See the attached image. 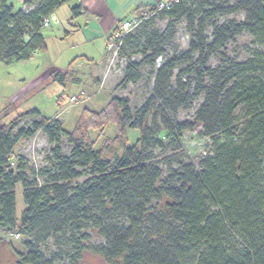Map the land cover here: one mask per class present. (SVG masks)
I'll list each match as a JSON object with an SVG mask.
<instances>
[{"label": "trees", "instance_id": "obj_1", "mask_svg": "<svg viewBox=\"0 0 264 264\" xmlns=\"http://www.w3.org/2000/svg\"><path fill=\"white\" fill-rule=\"evenodd\" d=\"M67 1L71 0H25L22 7L36 5L23 11L0 0V61L27 60L44 50L42 21ZM155 10L157 5L141 17ZM72 12L78 16L80 5ZM157 12L168 19L163 33L170 37L174 22L182 19L189 34L188 48L165 58L155 72L154 96L134 115L127 99L113 97L100 113L83 111L72 133L65 131L57 118L40 117L18 125L27 116H39L36 109L0 125V242L9 233L24 237V251L14 250L15 264L65 260L78 264L86 249L99 253L109 264L116 260L120 264H183L191 254L192 264H264V62L256 66L258 72L252 77L246 74L255 65L251 60L227 62V67L205 66L208 57L218 54L242 32L264 44V1L177 0ZM238 13L243 17L240 22L225 19ZM219 17L223 20L218 21ZM117 28L115 24L112 32ZM134 35L123 36L120 47ZM160 36L145 37L144 59L153 62L162 55L164 50L155 43ZM147 51H151L149 56ZM195 56L196 62L201 60L197 68H178ZM138 66L130 61L126 64L124 83L135 79ZM171 77L173 85H169ZM164 81L167 84L163 86ZM184 85L192 87L183 93ZM199 95L202 102L192 120L162 117L165 136L174 141L200 125L202 136L220 134L222 142L199 161L198 169L181 163L163 177L162 170L145 154L150 142L153 147L162 146L161 141L147 138L145 119L153 99L159 98V109L177 108L189 106ZM237 110L242 113L240 127L234 126ZM111 122L119 132L138 130L139 138L133 146L123 148L121 156L108 160L103 148L96 150L88 140L86 130L102 129ZM38 131L50 145L46 164L35 170L19 158L12 167L16 144ZM62 138L71 146L66 155L61 150ZM80 178L83 180L78 181ZM17 183L25 205L20 219L15 213ZM164 198L167 201L160 209L152 205L153 200ZM88 229L103 239L94 248L85 243ZM234 234L240 237V246L231 244ZM49 240L59 248L45 254L41 246ZM61 246L69 249L64 251Z\"/></svg>", "mask_w": 264, "mask_h": 264}, {"label": "rangeland", "instance_id": "obj_2", "mask_svg": "<svg viewBox=\"0 0 264 264\" xmlns=\"http://www.w3.org/2000/svg\"><path fill=\"white\" fill-rule=\"evenodd\" d=\"M24 1L7 0V3L18 10L21 9ZM132 1L125 0L122 10L129 9ZM35 5L33 3L23 6L22 10L28 11ZM78 5V0L64 2L54 12L58 20L57 23L51 22L49 27L42 26L40 28L46 45L44 50L36 51L27 60L10 64L0 61V125H8L18 115L36 109L39 116H27L19 120L18 125H28L32 120H39L40 117L57 118L62 123V128L72 133L78 126L83 111L100 113L108 106L113 97L127 99L131 113L134 115L149 97L154 96L152 93L155 72L165 58L178 56L188 48L189 34L182 19L174 22L173 36L170 37L169 34L163 33L168 19L161 17L158 10L149 13L146 17H141L148 13L149 8L142 10L134 18L136 24L130 31L135 34L133 40L120 47L121 39L115 40L114 37V34L118 32L117 28L113 32L111 30L112 33L109 34V40L113 42L109 47V40L106 41L105 35L99 34L100 30L91 25L87 26L88 29L83 30L86 25L82 21L86 22L89 19L86 15H82L81 19L73 15L72 8ZM117 15L121 19L122 15L126 16L128 12L121 11ZM228 18L240 22L243 17L238 13L225 19ZM222 20V17L218 18V21ZM207 31L210 32V28H207ZM154 33L161 35L155 43L160 45L164 52L151 62L150 58H143L141 51L144 49L145 37H150ZM150 54L151 51H147L145 55L149 56ZM196 59L195 56L191 60L181 63L178 68L190 66L191 71L201 63V60L196 62ZM249 60L254 61L255 65L246 74L252 77L258 72L256 66L264 62V44L260 43L259 38L242 32L218 54L208 57L205 66L215 68L222 64L227 67L229 65L227 62L239 64ZM129 61L139 63V66L135 70V79L124 83L122 81L123 69ZM175 73L176 70L173 71V74ZM192 77L190 75V78ZM173 81L174 78L171 77L169 85H173ZM182 83H185L183 79ZM166 84V81L162 82L163 86ZM191 87L192 85L190 87L184 85L181 89L185 93ZM201 102L202 95H199L187 107L166 106L159 109V98L154 97L153 105L145 119L148 127L147 138L150 141H161L162 146L153 147L150 142L151 147L146 148L145 154L162 170L163 177L181 163L191 164L195 169H198L199 161L211 155L215 146L222 142L223 136L220 134L214 135L213 138L202 136L200 125H197L193 131L182 132L179 139L174 141L165 136L161 122L162 117L170 121L192 120L193 114ZM239 110L236 111L235 127H240L243 122L242 113ZM86 136L96 150L103 148L105 159L113 160L115 157L121 156L123 148L135 144L139 138V131L124 128L119 132L117 125L111 122L102 129L88 128ZM49 148L50 145L45 135L38 131L31 138L20 140L16 144L13 149L11 166L14 167L21 158L28 168L32 167L38 170L46 164L45 157ZM70 148L66 138H62V153L68 154ZM27 173L29 174L28 171ZM29 178L31 179L32 176ZM81 180L83 178L78 181ZM166 201V198L161 201L153 200L152 205L160 209ZM15 203V213L20 219L25 208L20 183L15 186ZM87 231L89 239L85 243L89 247L94 248L103 242L95 230L88 229ZM3 238L0 242V264H15L14 250L24 251L22 246L24 237L22 235L16 237V234L9 233L5 234ZM230 242L233 246H240L242 243L236 234L230 237ZM41 248L45 254H48L50 251H57L59 247L49 240ZM61 249L65 251L69 248L61 246ZM193 260L194 254H191L183 259L182 263L192 264ZM56 264H67V261H58ZM78 264L109 263L99 253L92 249H86L82 252ZM115 264H120V260H116Z\"/></svg>", "mask_w": 264, "mask_h": 264}, {"label": "crops", "instance_id": "obj_3", "mask_svg": "<svg viewBox=\"0 0 264 264\" xmlns=\"http://www.w3.org/2000/svg\"><path fill=\"white\" fill-rule=\"evenodd\" d=\"M165 1L166 0H133L129 5V9H126L125 11L122 10L125 6V0H78L81 7L78 19H81L82 15H86L89 20L86 22L85 20L82 21L86 25L83 30L88 29L87 26L91 25L95 29L100 30L99 34L105 35L107 41L115 24H118L123 20H128L129 18L134 19L142 10ZM121 11L124 13L128 12V15H122L123 17H121V19L118 18L117 13Z\"/></svg>", "mask_w": 264, "mask_h": 264}, {"label": "built area", "instance_id": "obj_4", "mask_svg": "<svg viewBox=\"0 0 264 264\" xmlns=\"http://www.w3.org/2000/svg\"><path fill=\"white\" fill-rule=\"evenodd\" d=\"M177 0H166L165 2L159 3L157 5V10H160L162 8H168L169 6L175 4ZM57 17L54 15V13L50 14L48 17H45L42 21V26L49 27L51 22L57 23ZM135 19H128L123 20L121 23L118 24V32L114 34L113 40L122 39L123 36H125L127 33H129L132 28L135 26ZM109 40V39H108ZM109 40V47L113 44V42ZM74 99V98H73ZM16 237H18V234H16Z\"/></svg>", "mask_w": 264, "mask_h": 264}]
</instances>
